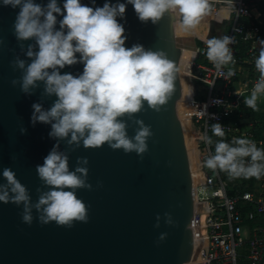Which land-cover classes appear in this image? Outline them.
<instances>
[{
  "label": "water",
  "instance_id": "95a60500",
  "mask_svg": "<svg viewBox=\"0 0 264 264\" xmlns=\"http://www.w3.org/2000/svg\"><path fill=\"white\" fill-rule=\"evenodd\" d=\"M34 2L46 7L49 0ZM63 2L57 0L62 9ZM80 2L95 8L103 7L106 0ZM18 12L19 8L0 6V184L6 183L3 169L11 168L35 204L41 192L48 190L36 167L58 144V151L69 157L70 171L78 166V157L88 158L87 180L92 189L76 190L88 206V221H76L71 228L54 221L40 224L35 208L33 222L28 225L22 222L23 205L0 202V264H203L209 248V209L203 191L206 177L200 171L203 161L198 158L191 122L195 112L190 64L198 55L193 33L176 30L167 13L157 24L141 22L131 4L123 18L117 17L125 28L126 48L140 44L146 50H163L180 69L173 94L161 111L152 110L145 102L143 110L133 114L153 132L141 158L135 151L125 153L107 144L87 149L82 142L80 147L69 146L70 137L58 140L49 136L51 124H31L33 103L47 110L57 97L45 93L43 81H38L30 94L23 93L19 84H11L12 79L22 77L23 70H13L10 62L18 57L27 66L33 59L26 55L28 46L39 50L35 39L18 41L14 35ZM62 18L57 14V30ZM210 22L208 39L214 35L213 17ZM83 68V63H77L60 72L75 76L82 74ZM118 119L126 123L129 138L134 137L138 125L127 114ZM21 127L26 133L21 134ZM166 213L174 224L167 222ZM162 233L166 238L158 241Z\"/></svg>",
  "mask_w": 264,
  "mask_h": 264
},
{
  "label": "clouds",
  "instance_id": "9594fccd",
  "mask_svg": "<svg viewBox=\"0 0 264 264\" xmlns=\"http://www.w3.org/2000/svg\"><path fill=\"white\" fill-rule=\"evenodd\" d=\"M213 3H224L228 12L234 9L233 0H127V3L115 4L106 0L103 7L95 8L80 0H64L63 9L57 0H49L46 7L34 0H0V6L19 8L13 25L17 40L35 39L39 49L34 51L28 46L26 55L33 59L27 66L18 57L10 62L13 70H23L22 77L12 79L11 84H19L23 93L30 94L38 86L37 82L43 81L45 93L57 97L47 110L40 103H33L31 124H51L49 136L58 140L70 137L69 146L80 147L82 142L87 149L107 144L113 150L135 151L142 158L153 132L150 125L135 119L133 114L143 110L145 102L152 110L161 111L173 94L180 69L163 50H146L140 44L126 48L125 28L117 17L123 18L127 4H131L141 22L150 20L157 24L167 13L173 18L176 30L189 34L212 12ZM57 14L63 17L58 30ZM233 43L235 38L228 35L206 40L205 55L218 73L228 69L223 74L226 80L235 74L228 67L235 64L229 47ZM261 45L255 59L260 75L244 100L253 111H259L258 101L264 96V41ZM190 55L194 58L196 53ZM77 63L84 65L82 74H61L60 69ZM125 114L138 125L132 138L127 135L126 123L118 119ZM26 131L20 128L21 134ZM212 132L221 139L215 143V154L203 162L205 167L227 172L230 178L259 179L264 175V150L258 149L254 141L234 138L231 144L225 142V132L219 123L212 125ZM201 139L208 145L213 143L206 133ZM58 146L54 145L43 164L36 167L39 179L48 190L41 192L35 204L31 203L28 190L15 172L11 168L3 169L6 183L0 184V202L23 205V223L32 224L33 208L39 213L37 219L42 225L54 221L58 226L71 228L76 221H88V206L77 197L76 190L92 189L87 180L89 160L78 157V166L70 171L69 157L58 151ZM246 157L250 161L246 162ZM166 215L167 222L174 224L171 215ZM166 235L162 233L158 241H163Z\"/></svg>",
  "mask_w": 264,
  "mask_h": 264
},
{
  "label": "built area",
  "instance_id": "2783aa9c",
  "mask_svg": "<svg viewBox=\"0 0 264 264\" xmlns=\"http://www.w3.org/2000/svg\"><path fill=\"white\" fill-rule=\"evenodd\" d=\"M258 1L233 0L234 9L231 12L234 14L235 20L228 36L235 38V43L229 45L235 59V64L232 67L235 74L226 80L223 74L227 72V68H224L221 73L217 72L205 55L207 51L205 40H203L202 45L198 46V55L192 62L191 72L193 79L198 80L205 86L204 91H196L193 87L195 89L194 103L196 105L193 121L196 126L198 124L201 136L205 133L209 136L212 125L219 123L223 131H226L231 137V140L234 138H248L254 141L259 149L264 148V141L251 138L248 127H242L240 121L231 119L233 114L239 110L242 93L245 91L251 92L260 75L256 67L246 66L247 59L241 60L236 56L237 35H240L243 40L253 39L257 35V30L253 27L245 29L240 24L239 18H258L259 16L252 8ZM222 6L226 5L224 3H213L212 12L218 13ZM254 47L251 51L254 50ZM199 56L204 58L205 61H198ZM237 65H243L244 68L237 70ZM241 71L248 72L246 77L247 88L239 92L241 95H238L235 89L232 90V88L229 89L226 86L219 91L215 89L219 80L233 85L235 83L233 80L240 76ZM196 92L201 98L197 99L195 97ZM232 96L234 97L232 98ZM199 148L202 152L203 162L210 155H214L210 145L206 144L201 137ZM202 165L206 177L205 194L209 209L206 218L209 248L207 259H203V264H238L239 259L245 261V264H264V178L245 191L238 188L235 190L236 192L230 194V189L237 183L234 181L230 184L228 173L219 169L213 171L205 167L204 163ZM261 219H263V223H258ZM245 229H248V238L243 236ZM246 244L248 245L247 253H242L239 256L237 247Z\"/></svg>",
  "mask_w": 264,
  "mask_h": 264
},
{
  "label": "trees",
  "instance_id": "16d2710c",
  "mask_svg": "<svg viewBox=\"0 0 264 264\" xmlns=\"http://www.w3.org/2000/svg\"><path fill=\"white\" fill-rule=\"evenodd\" d=\"M256 7V10L258 12L262 13L261 17L258 18H248V17H240L239 22L241 25L245 27V29H248L250 27H253L257 30V35L255 38L250 39V40H243L240 35H237V41H236V56L240 58L241 60L247 59L248 62L246 64L247 67H255V59L256 57L259 56V51L261 48V41H264V0H259L258 2L255 3L254 5ZM197 46H200L203 44L202 40L196 39ZM255 45V49L251 51L252 46ZM202 57H198V61L201 60ZM252 73V72H251ZM244 79H241L239 81L238 77H236L233 81H237V87L236 91H241L245 90L247 83H246V77L244 75ZM194 88L200 85L201 83L198 80H194ZM251 92L245 91L242 93L241 98H240V107L238 112L234 113L233 116L231 117L232 120L234 121H240V117L243 115H246L250 120L251 123L253 124L252 128L249 127L250 129V137L253 139H260L264 141V96L260 98L258 101L259 105V111H253L251 108H248L245 103V96L250 95ZM234 96H232L233 98ZM201 98V96H199ZM242 127H246V124L241 123ZM225 136L223 139L225 142H228L231 144L232 140L231 137H229L228 133L226 131ZM209 137L212 138L213 143L210 145L211 151L213 154H215V143L220 140V137H217L213 134L212 130L209 132ZM264 150V148H259ZM245 161H250V157L244 158ZM224 172V171H222ZM264 178V175H262L259 179L256 177H251V178H244V177H239L236 179L237 184L232 186L230 189L229 193L232 194L236 192V189H240L242 191H245L251 187L254 186V184L262 180Z\"/></svg>",
  "mask_w": 264,
  "mask_h": 264
},
{
  "label": "rangeland",
  "instance_id": "374dc122",
  "mask_svg": "<svg viewBox=\"0 0 264 264\" xmlns=\"http://www.w3.org/2000/svg\"><path fill=\"white\" fill-rule=\"evenodd\" d=\"M252 8L254 9V11L256 12V15L261 17L262 16V13L261 12H258L256 10V7L255 6H252ZM231 13V14H230ZM212 17L214 18V22H213V29H214V35L213 37H216V38H222L223 36L225 35H228V33L231 31L232 27H233V24H234V14L230 11H226V10H220L214 17V15L212 13H210L209 15H206L204 16L200 22H208L209 23V26L211 27V19ZM200 24V23H199ZM198 32V36L204 40H206V38H208V34L204 31V30H199L197 31ZM210 32V31H209ZM197 44V43H196ZM255 46V45H254ZM252 46V47H254ZM255 49V47H254ZM201 62H204V58H201L200 60ZM234 65H229L228 67H233ZM242 75V76H241ZM244 74L243 73H240V76L238 77L239 80L241 79H244L245 77L243 76ZM191 80L192 82L195 80L193 79V76H191ZM238 81V80H237ZM236 83V81H235ZM235 83L231 86H229V83H225L224 81L222 80H219L217 83H216V86H215V89L217 91L221 90L224 88V86L228 87V88H232V90L236 89L237 87V84L235 85ZM194 85V83H193ZM196 91H204L205 90V86L200 84L198 85L197 87H195ZM195 97L198 99L199 98V95H197V92H196V95ZM240 122L243 123V124H246V127H250L252 128L253 124L251 123V120L246 116V115H243L240 117ZM198 128V124L196 126ZM199 131V129H198ZM237 178H230L229 181H230V184H232L234 181L237 183L236 181ZM231 188V187H230ZM258 223H263V219H261L260 221H258ZM251 225V224H250ZM248 229H245L244 233H243V236L245 238H248L249 234H248ZM237 251H238V254L239 256L242 254V253H247L248 251V245H244V246H239L237 247ZM238 264H245V261H242V259H239L238 261Z\"/></svg>",
  "mask_w": 264,
  "mask_h": 264
},
{
  "label": "bare ground",
  "instance_id": "6f19581e",
  "mask_svg": "<svg viewBox=\"0 0 264 264\" xmlns=\"http://www.w3.org/2000/svg\"><path fill=\"white\" fill-rule=\"evenodd\" d=\"M226 9V6H222L221 7V9L220 10H225ZM219 12V11H218ZM213 15H214V17H215V15L217 14V13H215V12H211ZM193 36H194V40H195V42H196V39H198V38H200L199 36H198V32H197V27L193 30ZM200 39H202V38H200ZM202 40H204V39H202ZM206 41V40H205ZM194 60V59H193ZM193 60L191 61V64H190V77H189V81L191 80V76H192V72H191V67H192V62H193ZM191 83V82H190ZM191 86H192V84H191ZM246 88H247V86H246ZM246 90V89H245ZM236 91V90H235ZM241 91H244V90H241ZM241 91H236V92H241ZM192 92H193V101H194V92H195V89L193 88V86H192ZM195 107H196V105H195V103H194V107H193V110H194V112H195ZM194 115H192V117H193ZM191 122H192V124H193V126H194V133H195V141L197 142V147L198 148H196V151H197V154H198V158H201L202 159V152H201V150H200V148H199V139H200V137H201V133H200V131H198V128L196 127V125H195V123H194V121H193V118H191ZM203 163L201 162V166H200V171L202 172V173H204V170H203V165H202ZM204 176V178H205V174L203 175ZM203 191H204V195H205V197H206V194H205V186H204V188H203Z\"/></svg>",
  "mask_w": 264,
  "mask_h": 264
},
{
  "label": "flooded vegetation",
  "instance_id": "af4514ba",
  "mask_svg": "<svg viewBox=\"0 0 264 264\" xmlns=\"http://www.w3.org/2000/svg\"><path fill=\"white\" fill-rule=\"evenodd\" d=\"M204 30L207 34H209L210 26L208 22H200V24L197 25V31Z\"/></svg>",
  "mask_w": 264,
  "mask_h": 264
},
{
  "label": "crops",
  "instance_id": "0c3cea01",
  "mask_svg": "<svg viewBox=\"0 0 264 264\" xmlns=\"http://www.w3.org/2000/svg\"><path fill=\"white\" fill-rule=\"evenodd\" d=\"M207 39H208V38H206V40H207ZM242 68H244L243 65H237V66H236V69H237V70H240V69H242ZM241 73H243L245 76L248 75V72H242V71H241ZM244 75H243V76H244ZM241 76H242V75H241ZM236 84H237V81H236L235 85H236ZM229 86H231V85H229ZM229 89H230V88H229Z\"/></svg>",
  "mask_w": 264,
  "mask_h": 264
}]
</instances>
